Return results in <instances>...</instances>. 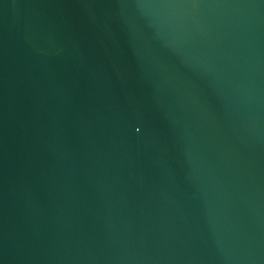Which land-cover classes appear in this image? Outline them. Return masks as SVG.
<instances>
[{
	"label": "water",
	"instance_id": "1",
	"mask_svg": "<svg viewBox=\"0 0 264 264\" xmlns=\"http://www.w3.org/2000/svg\"><path fill=\"white\" fill-rule=\"evenodd\" d=\"M0 264H264V0H0Z\"/></svg>",
	"mask_w": 264,
	"mask_h": 264
}]
</instances>
